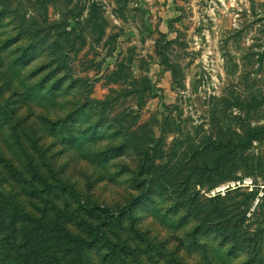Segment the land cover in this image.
Here are the masks:
<instances>
[{"label":"rangeland","instance_id":"374dc122","mask_svg":"<svg viewBox=\"0 0 264 264\" xmlns=\"http://www.w3.org/2000/svg\"><path fill=\"white\" fill-rule=\"evenodd\" d=\"M43 77L56 90L41 89ZM256 128L264 0H0V264H109L104 250L77 247L85 235L65 222L68 197L30 198L10 175L38 160L35 148L62 182L114 213L143 198L140 179L158 188L132 208L144 241L122 232L136 248L129 264H264V138L243 137ZM209 138L210 150L194 154ZM211 161L216 173L193 175L187 192L205 206L201 217L217 208L206 226L218 225L193 245L198 222L180 223L181 191L187 171ZM241 178L252 188L209 201ZM226 224L245 240L233 257L220 243Z\"/></svg>","mask_w":264,"mask_h":264},{"label":"trees","instance_id":"16d2710c","mask_svg":"<svg viewBox=\"0 0 264 264\" xmlns=\"http://www.w3.org/2000/svg\"><path fill=\"white\" fill-rule=\"evenodd\" d=\"M46 83H49V87L47 90L52 93L58 87V80L53 82H49L47 77H43L40 82V87H43ZM69 131V130H68ZM246 138L245 140L248 142L264 138V128H256L246 132L243 136ZM242 138V137H240ZM211 139L209 138V142L207 144H203L195 150L193 153L197 154L198 152H205L206 150H210ZM36 154L38 156V160L34 162L32 157L27 156L26 158V169L24 172L13 167L9 168L10 175L15 178L18 182L23 183L24 191L27 196L30 198H40L43 201L50 202L51 197L58 198L60 195L64 197H68L71 200L72 208L71 212L63 213V217L65 222L69 223L73 221L80 232H82L85 237L74 238V242H78L77 247L82 250H104L100 256V260L109 264H129L128 260L131 256L136 255V248L127 245L126 239L122 238V232L129 230L132 234L130 239L140 241L141 235L139 234L138 229L134 228V217L132 216V208L135 204H139L141 201L146 202L149 198L148 195L152 194V191L158 190L157 187H154V184L145 180V178L137 181V184L140 186L145 185L144 192L139 196L141 200H132L125 210H120L118 213H114L108 208L100 207L98 205L92 204L85 200L81 193L76 191L72 186L66 185L62 182L56 175L52 164L46 161L45 156L42 151H39L35 148ZM101 156V153H98ZM11 166V165H10ZM218 166L214 161L209 162L208 165L203 166L202 168H194L190 171H187L185 175V185L181 194L186 198L187 208L184 214H181L179 217L180 223L187 218L194 217L198 222L188 233L190 243L193 245H198L196 237L199 232L207 233L212 231L216 225L206 226L208 221L212 219H208L211 217V214L218 213L217 208H209L206 210L205 215L203 217L202 209L205 207L204 205H199L196 202L197 197L193 195V192H187L189 186V179L193 175H214L216 173ZM23 173L27 174V178L23 176ZM201 177V178H202ZM226 175H222L218 177L219 180L226 179ZM200 178V177H198ZM163 189H166L165 186H162ZM161 190V189H159ZM217 199H223L222 197L215 196L212 197L209 201H215ZM51 207L54 208L55 204L51 202ZM227 207V205L225 206ZM202 212H200V211ZM61 209L56 210L55 213H61ZM195 211L198 212V215L195 216ZM221 211V210H220ZM219 211V212H220ZM227 222V221H226ZM3 220H0V229L4 227ZM10 223H13V220H10ZM129 227V229H126ZM218 231V230H217ZM229 226L226 224L222 231H218L220 234V243L224 245V243H228L229 247L226 250V255H230L233 257L234 247L238 243L245 242V240H239L235 236V232H231ZM129 234V235H131ZM255 237V235H253ZM143 240V239H142ZM221 240L223 242H221ZM144 241V240H143ZM242 246V245H241ZM243 247V246H242ZM146 255L150 254V248L145 250ZM149 257V256H148ZM260 260L254 259L252 256H248L247 259L240 262L239 264H258Z\"/></svg>","mask_w":264,"mask_h":264},{"label":"built area","instance_id":"2783aa9c","mask_svg":"<svg viewBox=\"0 0 264 264\" xmlns=\"http://www.w3.org/2000/svg\"><path fill=\"white\" fill-rule=\"evenodd\" d=\"M241 186L252 188L251 187L253 186L252 179L241 178V179H235L220 183L209 192V195L210 197H215V196L224 197L228 192L238 189Z\"/></svg>","mask_w":264,"mask_h":264}]
</instances>
